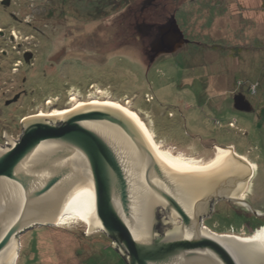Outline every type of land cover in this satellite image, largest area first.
<instances>
[{
    "label": "rangeland",
    "instance_id": "rangeland-1",
    "mask_svg": "<svg viewBox=\"0 0 264 264\" xmlns=\"http://www.w3.org/2000/svg\"><path fill=\"white\" fill-rule=\"evenodd\" d=\"M64 1L0 0V145L11 143L4 131L20 139L25 116L70 107L73 96L119 101L175 155L205 162L220 139L238 147L253 164L239 196L264 213V0H132L101 14L83 5L95 0ZM174 15L190 42L152 60V44ZM242 92L250 112L234 107ZM232 205L218 203L207 220L214 231L264 236L250 232L264 216ZM19 241L16 264H127L102 231L66 223Z\"/></svg>",
    "mask_w": 264,
    "mask_h": 264
},
{
    "label": "water",
    "instance_id": "water-1",
    "mask_svg": "<svg viewBox=\"0 0 264 264\" xmlns=\"http://www.w3.org/2000/svg\"><path fill=\"white\" fill-rule=\"evenodd\" d=\"M189 42L174 15L152 60ZM234 107L253 110L243 93ZM21 126L20 139L4 131L11 143L0 147V264H14L22 233L57 221L101 228L127 264H264V239L221 237L207 221L225 200L264 216L239 196L253 171L230 142L220 139L207 167L170 160L131 110L96 99Z\"/></svg>",
    "mask_w": 264,
    "mask_h": 264
},
{
    "label": "bare ground",
    "instance_id": "bare-ground-1",
    "mask_svg": "<svg viewBox=\"0 0 264 264\" xmlns=\"http://www.w3.org/2000/svg\"><path fill=\"white\" fill-rule=\"evenodd\" d=\"M96 98H92L90 100H94ZM72 100L74 101V104L70 107H73V106H76L82 102H84L85 100H79L78 98H76L75 96L72 97ZM96 100H100V99H96ZM100 101H110V102H114V103H117L121 106H123L124 108L126 109H129L132 111V113L135 115L137 121L143 126V130L149 135L151 141L163 152L164 154V158H167V159H170V160H174V161H178V162H182L186 165H189V166H193V167H207V166H210L214 160L216 159L217 157V154H216V157L215 158H212L211 160L209 161H205V162H197V161H191V160H188L187 158L181 156V155H175L173 152H171L170 150H167L165 148H163L161 145H159L155 140H154V137L153 135L151 134V131L149 130V128L147 127L146 123L141 119V117L139 116V114L131 109L130 107L128 106H125L123 104H121L119 101H115V100H110V99H104V100H100ZM68 108V107H66ZM60 109H63V108H60ZM54 110H59L58 108L56 109H53L51 111H54ZM45 111H40L36 114H39V113H44ZM0 147H2V145H0ZM245 163L249 166V164L247 163V161H245ZM250 168V166H249ZM247 186V185H246ZM246 186L244 187V189L246 188ZM241 191V190H240ZM59 223H63V222H58L57 221V224ZM101 228L99 229H96V231H100ZM89 231H95V230H89ZM215 232V231H214ZM218 236H221V237H230V238H240V239H264V236L263 235H257V236H252V237H243V236H238L236 234H225V233H218V232H215ZM256 235V234H255ZM251 236V235H250ZM260 236V237H259ZM21 248V242L18 240V244H17V247L14 251V264L17 263V257H18V253H19V250Z\"/></svg>",
    "mask_w": 264,
    "mask_h": 264
},
{
    "label": "trees",
    "instance_id": "trees-1",
    "mask_svg": "<svg viewBox=\"0 0 264 264\" xmlns=\"http://www.w3.org/2000/svg\"><path fill=\"white\" fill-rule=\"evenodd\" d=\"M68 0H65L64 2H67ZM147 1H150V0H146V2ZM55 2V1H54ZM130 2H132V0H95V4H94V6H89V5H86V4H83V5H85L87 8H89L90 9V14H93V11H96L98 14H101V13H103V11L106 9V8H109L110 6H115L116 4H120V5H123V4H130ZM82 5V6H83ZM92 9V10H91ZM48 49H49V47H48ZM2 50V49H1ZM3 52H5V50L3 49L2 50ZM31 55V53H27V52H25V54L24 55H21L22 57H21V59L23 60V61H25L26 62V58L28 57V56H30ZM42 63V61H38V66L39 67H41L40 65H41V63ZM25 68L23 67V70H24ZM43 69V68H42ZM87 71H86V69L84 70V72H83V74L82 75H89V74H87L86 73ZM87 78L86 77H84L83 79H82V81H86L88 84L90 83V81H87L86 80ZM242 85L243 83L241 82V81H239V83H238V85ZM26 91V90H25ZM243 93V92H242ZM257 94V93H256ZM252 95V94H251ZM27 98H28V96H27ZM138 112V111H137ZM139 113V112H138ZM141 116V115H140ZM142 117V116H141ZM143 119V118H142ZM144 120V119H143ZM264 224L263 225H261L260 227H258V228H256V229H253V230H251L250 232H252V233H256L257 231H259V230H262V229H264ZM244 228V227H243ZM244 229H246V228H244ZM38 231V230H37ZM216 231V230H215ZM216 232H220V233H224L223 231H216ZM251 235V234H250Z\"/></svg>",
    "mask_w": 264,
    "mask_h": 264
},
{
    "label": "built area",
    "instance_id": "built-area-1",
    "mask_svg": "<svg viewBox=\"0 0 264 264\" xmlns=\"http://www.w3.org/2000/svg\"><path fill=\"white\" fill-rule=\"evenodd\" d=\"M258 86H259L258 83L251 84V86H250V93L252 95H255L257 93Z\"/></svg>",
    "mask_w": 264,
    "mask_h": 264
},
{
    "label": "crops",
    "instance_id": "crops-1",
    "mask_svg": "<svg viewBox=\"0 0 264 264\" xmlns=\"http://www.w3.org/2000/svg\"><path fill=\"white\" fill-rule=\"evenodd\" d=\"M258 83V82H257ZM254 84V83H253ZM259 84V83H258ZM260 85V84H259ZM248 163V162H247ZM250 165H251V169L253 171V164L249 161ZM253 174V173H252ZM247 188V187H246ZM244 191H246V189H244Z\"/></svg>",
    "mask_w": 264,
    "mask_h": 264
},
{
    "label": "flooded vegetation",
    "instance_id": "flooded-vegetation-1",
    "mask_svg": "<svg viewBox=\"0 0 264 264\" xmlns=\"http://www.w3.org/2000/svg\"><path fill=\"white\" fill-rule=\"evenodd\" d=\"M219 201H222V200H219ZM226 201V200H225ZM218 202V201H217ZM232 206H234V207H236V205L235 204H233ZM205 221V220H204Z\"/></svg>",
    "mask_w": 264,
    "mask_h": 264
}]
</instances>
